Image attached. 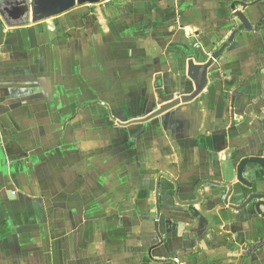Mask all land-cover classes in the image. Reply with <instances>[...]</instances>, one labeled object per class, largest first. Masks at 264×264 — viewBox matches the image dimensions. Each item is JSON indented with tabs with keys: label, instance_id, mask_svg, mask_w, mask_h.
Listing matches in <instances>:
<instances>
[{
	"label": "crops",
	"instance_id": "obj_1",
	"mask_svg": "<svg viewBox=\"0 0 264 264\" xmlns=\"http://www.w3.org/2000/svg\"><path fill=\"white\" fill-rule=\"evenodd\" d=\"M1 1V0H0ZM194 100L189 62L209 63ZM264 0L0 15V264H264ZM259 195L263 198L248 200Z\"/></svg>",
	"mask_w": 264,
	"mask_h": 264
},
{
	"label": "water",
	"instance_id": "obj_2",
	"mask_svg": "<svg viewBox=\"0 0 264 264\" xmlns=\"http://www.w3.org/2000/svg\"><path fill=\"white\" fill-rule=\"evenodd\" d=\"M102 1L104 0H1L0 15L6 25L9 27H20L57 17L78 6L98 4ZM237 17L240 20L241 25L235 31H233L231 37L227 39V41L222 45V47L209 63L205 65H197L192 60L189 62V71L187 76H189V78L195 83V92L190 96L182 97L167 103L160 107V109L157 111H154V113H152L150 116L135 122H147L153 118L159 117L181 103H187L194 100L206 89L208 85L207 74L212 64H214V62L224 53L227 47L231 45L233 39L242 29L249 31L252 30L249 21L243 13H237ZM250 163L263 165L264 161L258 158L244 159L238 167L239 181L244 182V180H242V174L244 168ZM257 198H263V196L254 195L248 200L246 204H249ZM261 206H264V203H258L257 209L259 210ZM262 245H264V241L253 247V249L250 250V253H252L255 249L260 248Z\"/></svg>",
	"mask_w": 264,
	"mask_h": 264
}]
</instances>
